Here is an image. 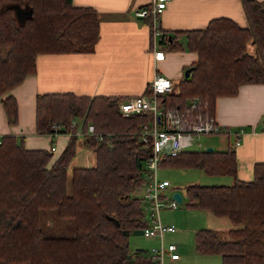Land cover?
<instances>
[{
  "label": "trees",
  "instance_id": "1",
  "mask_svg": "<svg viewBox=\"0 0 264 264\" xmlns=\"http://www.w3.org/2000/svg\"><path fill=\"white\" fill-rule=\"evenodd\" d=\"M240 2L248 27L220 17L201 29L158 36L164 50L197 54L188 77L183 73L159 98L166 110H184L196 98L205 111L193 114L214 117L218 97L235 96L242 84L264 83V1ZM98 26L94 10L71 0H0V103L8 125L18 120L17 101L9 92L35 73L37 56L91 52ZM148 93L147 87L139 95ZM128 98L37 94L36 133L70 134L53 162L50 150L27 149L23 138L13 135L0 137V264H154L129 247L130 233L147 226L137 191L146 184L152 145L137 135L148 126L150 114L119 112V103ZM75 118L84 130L94 127V135L82 136L81 142L95 162L68 172L78 141L71 127ZM159 168L230 175L229 185L183 188L188 206L227 217L235 226L227 232L229 239L215 229L197 230L195 250L219 255L222 264H264V162L253 165L251 179H241L235 149L228 144L221 151L165 155ZM51 212L71 225L70 236L51 233L56 227L45 223Z\"/></svg>",
  "mask_w": 264,
  "mask_h": 264
},
{
  "label": "crops",
  "instance_id": "2",
  "mask_svg": "<svg viewBox=\"0 0 264 264\" xmlns=\"http://www.w3.org/2000/svg\"><path fill=\"white\" fill-rule=\"evenodd\" d=\"M71 1L74 6L90 8L97 14L98 40L94 49L88 53L38 55L35 73L27 76L9 92L18 106V120L15 125L7 124L0 103V137L13 135L23 138L27 149L50 150L53 154L51 162L59 156L70 134L36 133L37 94L131 97L143 93L155 74L169 78L173 84L177 83L184 70L197 59V54L192 51L165 50L163 60H153L149 24L136 16V11L147 6L151 0ZM220 17L229 18L242 28L248 27L240 0H170L161 15L160 26L165 33L197 30L204 28L212 19ZM214 117L222 128H230L234 132L244 130L237 147L233 146V141L227 143V146L230 144L235 149L237 176L251 179L253 165L264 162V132L260 129L264 118V83L242 84L235 96L218 97L215 101ZM78 143L85 148L81 137H78ZM87 150V155L90 153L93 156L94 165V154ZM89 161L91 162L90 158ZM81 167L85 166L81 164ZM209 218L212 222L226 227L227 237L228 230L235 228L227 217ZM218 231L223 232L219 229ZM153 241L156 243V240Z\"/></svg>",
  "mask_w": 264,
  "mask_h": 264
},
{
  "label": "built area",
  "instance_id": "3",
  "mask_svg": "<svg viewBox=\"0 0 264 264\" xmlns=\"http://www.w3.org/2000/svg\"><path fill=\"white\" fill-rule=\"evenodd\" d=\"M170 0H151V2L136 11V16L140 19H149V27L152 34V55L154 61H161L165 57V50L158 46L157 38L161 35L160 18ZM172 81L161 75L155 74L148 86V94L135 95L122 101L118 105L122 116H129L141 112L150 114L148 126L137 135L143 142H151L152 153L145 161L146 184L140 188L138 197L143 201L144 219L147 226L140 229L141 235L156 240L157 245L149 250L150 259L154 264H167L166 261L175 263L180 255L178 248L173 243L165 244L163 235L166 232L176 231L174 225L165 224L161 221L160 208L166 205L170 209H175L181 202H177L171 197L167 203L165 191L170 186V182L158 176L159 163L165 155H176L180 152L191 150L194 144L199 145L196 136L202 134H224L234 137L233 146L240 144V136L244 134L243 129L237 132L230 128H222L218 125L215 117H202L201 113L194 115L196 109L202 107L199 99H193L184 110H166L164 103L159 98L168 93L172 88ZM71 127L76 130L77 137L94 135V127L90 124L84 130L78 119L71 121ZM261 131L264 132V118L261 121Z\"/></svg>",
  "mask_w": 264,
  "mask_h": 264
},
{
  "label": "rangeland",
  "instance_id": "4",
  "mask_svg": "<svg viewBox=\"0 0 264 264\" xmlns=\"http://www.w3.org/2000/svg\"><path fill=\"white\" fill-rule=\"evenodd\" d=\"M248 50L250 52L253 51L252 44L248 45ZM195 138L198 140L199 145H192L190 147L191 150H202L211 147L216 151H221L227 147V143H231L234 140L232 135H224L221 133L202 134ZM86 151L88 150L83 148L80 143L77 144L76 155L67 167L68 172L72 168L81 167V164L85 167L93 166V156L90 153V156H88L89 154L87 155ZM158 176L170 182V186L165 191L166 200L164 203H167L175 191L179 192L182 197V201L177 208L170 209L166 205L160 208L161 221L165 224L174 225L176 229L174 232L164 233L163 241L165 244H175L180 255L179 261L175 263L166 261L167 264H222L219 255H203L196 252L194 247V234L199 229L213 228L223 230V237L229 239L227 234H225L227 230L226 227L221 225V223L212 222L209 216L214 217L215 215L213 216L211 212L188 206L183 188L193 183L200 185H229L232 182V177L230 175H208L202 169L198 168H160ZM45 223L47 227L52 226V224L53 228L56 227L51 231L53 235L70 236L72 233L71 225L63 219L54 218V212L49 213V215L45 217ZM155 245H157V243H155L153 239L141 235L140 230L131 232L129 235V247L132 251L141 250L143 255L149 256V250Z\"/></svg>",
  "mask_w": 264,
  "mask_h": 264
},
{
  "label": "water",
  "instance_id": "5",
  "mask_svg": "<svg viewBox=\"0 0 264 264\" xmlns=\"http://www.w3.org/2000/svg\"><path fill=\"white\" fill-rule=\"evenodd\" d=\"M30 14H31V11H28V15H30ZM191 69H192V68H187V69L184 70V77H185V78L188 77V75H189ZM205 151H206V152H212L213 149H212L211 147H207V148L205 149ZM172 197H173L177 202H181V201H182V197H181L180 193L177 192V191H175V192L172 194ZM116 224L118 225V222H116ZM124 234L127 235V234H128V231L125 230V231H124Z\"/></svg>",
  "mask_w": 264,
  "mask_h": 264
}]
</instances>
